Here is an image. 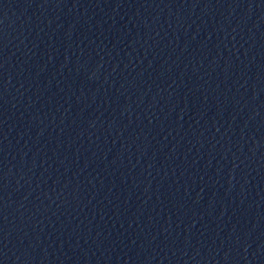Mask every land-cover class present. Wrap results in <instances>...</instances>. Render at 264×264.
Returning a JSON list of instances; mask_svg holds the SVG:
<instances>
[{
    "label": "water",
    "instance_id": "1",
    "mask_svg": "<svg viewBox=\"0 0 264 264\" xmlns=\"http://www.w3.org/2000/svg\"><path fill=\"white\" fill-rule=\"evenodd\" d=\"M0 264H264V0H0Z\"/></svg>",
    "mask_w": 264,
    "mask_h": 264
}]
</instances>
